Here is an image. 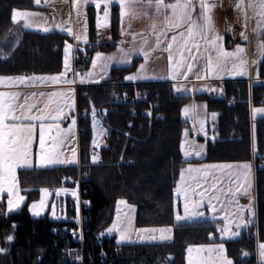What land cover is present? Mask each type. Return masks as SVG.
<instances>
[{
  "label": "trees",
  "instance_id": "1",
  "mask_svg": "<svg viewBox=\"0 0 264 264\" xmlns=\"http://www.w3.org/2000/svg\"><path fill=\"white\" fill-rule=\"evenodd\" d=\"M13 9L39 8L34 0H0V47L11 34ZM97 10L91 6L86 8L91 39L96 30ZM118 13V6L109 7L108 28L112 43L91 45L86 50L89 58L96 51L116 47L115 40L120 32ZM260 40L264 42V35H260ZM69 41L66 35L57 32H24L17 50L0 58V76L58 73ZM88 66L87 62L85 68ZM256 70L259 81H224L221 97L212 93L195 95L197 100L204 101L208 112L217 114L216 137L206 141V156L195 162H253L256 236L257 242L264 244V117L253 119L251 116L253 108L264 105V57L257 62ZM133 71V65L112 68L101 85L77 90L76 110L81 116L78 165L17 171L24 200L18 211L8 213L4 198L0 199V250H3L0 251V264H66L59 248L54 246L48 218L50 198L47 212L40 217L30 214L29 206L40 199L41 190L59 185L64 179H75L78 173L86 188L83 223L89 230L87 236L92 239L99 230L109 228L119 200L134 206L135 226L172 228L171 240L166 243L116 245L127 250L120 254L121 264L140 262L141 259L134 263L130 259L134 254L132 248L147 249L151 255L159 254L168 258L169 264H185L188 246L218 242L224 243L226 255L233 264H256L255 241L249 228L235 238L223 240L219 237L217 222H175L173 202L177 178L184 166L192 162L182 157L179 143L183 130L189 127L181 116L182 106L189 101V96H178L172 85L159 83L145 87L142 101H129L127 97L132 89L125 78ZM149 104L154 106L151 111ZM93 110L108 132V144L99 148L93 147ZM93 148L96 153H92ZM94 155L97 157L95 163ZM8 236L13 237L12 241L7 240ZM99 250L95 247L97 260ZM109 262L108 258L105 264Z\"/></svg>",
  "mask_w": 264,
  "mask_h": 264
},
{
  "label": "crops",
  "instance_id": "2",
  "mask_svg": "<svg viewBox=\"0 0 264 264\" xmlns=\"http://www.w3.org/2000/svg\"><path fill=\"white\" fill-rule=\"evenodd\" d=\"M35 5L39 9L34 10H22V12H30V13H38V15L32 17V26L29 28L24 27V19L18 18L17 23L13 24L11 34L9 38L3 43V45L0 47V58L5 56L8 57L14 53V51L17 49L21 42V38L24 32H36L40 34H48L52 32H57L66 35L70 41L68 42V45H71L70 55L71 59L73 60V56L75 54L83 53L85 52L86 48L91 44V35L87 32V36L85 35V30L83 28V15L84 10L87 7H96V4L93 2V0H88L87 4L83 3V0H80L78 5L79 15H77V7L73 6V0H39V3H36ZM96 2L100 3V6L103 8V0H96ZM176 0H164L165 4L169 3H175ZM143 3L146 4L147 0H143ZM195 3V11L193 12V20H197V15L200 12L199 4L197 0H194ZM207 3L210 5H214L211 10V18H212V24L214 27V31L209 33L208 39L211 40L216 36L222 37V26L225 23L229 24H241L242 32L245 33L247 39H240V41L233 47L225 46L223 37L222 40H218L217 43L220 44L225 51L227 52H235L236 47L239 45L240 47H243L242 45H245L247 48L246 54L250 56L248 59V66L244 67V70H232L228 69L229 64L231 63V66H233L234 63H236V60L229 59L225 61L222 68L216 72H206L205 69L207 67V60L208 57L211 56L213 61L215 62L217 52L215 49L211 48L210 46L205 44L204 39H202L199 35L194 36L193 41L189 42L188 48L191 49V54L188 50L183 48L184 39L180 38L177 40L176 44L173 45L172 49V55H173V66L172 68L169 67V60H168V51L165 49L167 48V44L171 42L172 35H178L180 32H184L185 38L187 37V25L180 29H173L171 31H168L166 36H161L160 40L161 43L159 47H156V40L157 35L153 33L152 31V24H156V32L158 33L163 27H164V17L163 15L157 17L155 15V8H143L142 6H137L139 11H146L148 15H138L136 17L132 16H126L123 21L121 20L120 16V5L117 2V0H112L110 6H118L119 7V16H120V32L119 36L117 37V40L121 43V46L114 47L115 50L111 51H96L90 56V61L88 68L86 69V73L91 72L93 75L92 77H88L85 74L82 77H74L73 74V62L69 64V70L65 72V66L61 68V70L58 73L54 74H45V75H22V76H0L3 78L7 77H24L25 82L22 84L18 80H12L9 81L5 79L3 83H0V93H18L20 94L18 97V100L16 101L17 104H25L27 103H36L37 108L33 109L32 114L33 115H39V111L37 109L43 108L44 104L49 103V97L48 94L52 92H58V93H64V96H57L52 97L53 101L59 102L60 106L63 108L64 116L59 121H51L46 120L44 121L45 124V148L51 149L54 144V137L57 136V129L52 128L51 131L48 130V125L58 123L60 129L67 131L70 126L71 130L67 131V136L64 139V142L57 147V151L62 154V157L71 159L73 155V150L75 151V157H76V163L75 164H62V165H51L44 168H51V167H58V166H72V165H78L79 164V147H78V120H77V110H76V97H77V90L81 87H88V86H97L101 85L103 80L107 77V73L110 72L112 68H121V67H129L131 65L134 66V71L131 72V74H128L126 77H135L134 79H126V84H170L173 87L174 94L178 96H189L188 103L190 104V107L196 106V111L192 112L193 117H204L207 118L206 120V133L208 134L207 137H204V132L201 131L200 123H197V120H192L193 123V129L195 130L194 136L191 138V146L194 144V141H198L200 143H206V141H213L214 138L211 137V126H215L216 120H211L209 118V113L206 106L201 104L199 105L198 100L195 98L196 94H209L213 92H208V90L212 87H215L218 91L219 89L222 90V83L225 82H233V81H259L257 78V70L251 67V64L249 61L251 60V54H252V47L254 46V40H252V36L254 34H257L254 29H256L251 21V10H248L247 15L250 18L247 22V28L244 27V16L243 14L238 11L235 8V5L237 3V0H207ZM245 4H247V1L245 0ZM21 11V10H18ZM170 14V13H169ZM77 17V21H76ZM12 20V19H11ZM198 23H202V21H197ZM13 23V22H12ZM44 27H48L49 31L45 32L43 31ZM61 28L66 29L65 31H60ZM67 29H71L72 35L68 34ZM98 31L102 33L104 36L103 39L105 40L103 46H107L108 44L112 43V39L109 34V29H106V31H101L98 28H96ZM264 30V28L261 29V31ZM96 31V30H95ZM122 31L125 33L122 35ZM79 36L80 40L78 41L76 37ZM133 37H135V42L133 40ZM147 41V44H144V41ZM193 43H197L200 45L199 51H197L196 48L192 47ZM260 44V43H259ZM258 44V45H259ZM143 45L144 49L149 52L148 59L145 60V57L139 53V49ZM135 47L137 51L135 53H132L129 56L128 63H120V53L118 52V49H123L125 52H129L130 49ZM155 48V51H152V49ZM258 52V61L261 58L259 50ZM100 53L102 57H110L115 56L116 59L113 61H109L107 63L103 61H98L97 66L93 68L92 61L96 57V54ZM192 56H195L196 59L193 60ZM176 61H182V66L177 70L175 67ZM257 61V62H258ZM192 64L193 70L192 72L187 71V65ZM143 66V68H142ZM139 68L141 70H139ZM240 71H243V75L238 74ZM143 73L142 76H139L138 73ZM64 74L61 77V74ZM184 73H187V78H185ZM175 78H171V77ZM203 77L201 79H198L197 77ZM30 77H61L60 81L57 83H52L50 81H36L34 84L32 81H29L27 78ZM81 78L85 79V83H81ZM95 80L96 82H92V80ZM74 81L73 83H64L63 81ZM27 85V86H26ZM179 87L182 90L177 92L176 88ZM207 91V92H206ZM33 93H36V96H32ZM39 93H45L44 96H40ZM27 98V99H26ZM71 105V108L68 107V105ZM263 106V105H262ZM255 108L251 110V116L253 119L255 118H262L264 117V114L261 112L255 114ZM262 111V108H261ZM191 113V112H190ZM17 115H20V110L17 109L16 112ZM200 115V116H199ZM75 120V125H72V121ZM185 120V119H184ZM187 121V120H186ZM201 122V119H199ZM25 123H32L34 125L33 129V136H32V142L30 144V154L33 160V166L30 168H18L16 170V173L18 170L23 169H32V168H40L35 166V160L37 157V154L41 152L40 148V121H26ZM199 127V128H198ZM211 130V131H210ZM192 151V149H191ZM204 158V157H203ZM203 158L198 159H191L188 161H192L186 164L184 168L181 170L185 171V177L190 176L187 173V169L189 167H192L194 169H204L205 166L208 165H233L231 169H218V168H209L207 169V172L209 175L207 177L203 176V172L197 174L192 173L191 176L196 175L198 178H201V183L203 186H205V189H207L206 195L203 198L201 202V198H199V195H196L193 193V191L190 192V199L189 206H191L193 203L201 202L200 206L195 209V211L203 212L204 216L202 217H195L192 219H181L177 221L176 216L179 215L181 217L185 216V210H184V203L181 201V198L178 197L176 194L177 184H179V179L177 181L175 190H174V220L176 223H186L189 222L187 220H191L190 222L195 221H211V222H217L219 224L218 229H223L225 224L227 223L229 225V231L230 232H241L242 230L254 225L256 223V212H255V200H254V176H253V170H254V164L253 162L247 163L250 166V171L248 169H242L239 168L240 165L237 163L239 162H226V163H219V162H195L199 161ZM240 162L239 164H241ZM228 170L231 172V174L228 176L229 179H236V174L233 175V173L237 171H243L248 172V180L244 182L236 181L237 183H251V188L249 189V195H243L239 194V200L233 202L232 201V195L230 193V189H223L224 186L222 182L224 179H226L225 171ZM181 175V173H180ZM190 176V177H191ZM212 185H215V189L212 188ZM240 185V184H239ZM238 185V186H239ZM19 187V185H18ZM183 188H186V184L182 186ZM211 187V189H210ZM204 189V190H205ZM211 191H210V190ZM235 189H238L235 188ZM222 190V191H221ZM216 191H221L220 195L218 196V199L213 198L211 200L212 205L215 206V211L209 210V197L215 195ZM19 195L22 196V193L19 188ZM217 197V195H215ZM250 198V203L244 199ZM4 198L6 203V212H8V195L7 192L0 193V199ZM230 198V199H229ZM237 199V198H236ZM23 203V201H22ZM22 203L20 204L19 208L15 209L13 212H16L20 209ZM249 208L251 209V212H249ZM239 209V211H238ZM9 213V212H8ZM215 216L216 219L213 220L212 217ZM243 217L244 220L247 222L246 226H243L239 229L236 228V224L240 222V217ZM219 237L223 240L232 239V237H223L222 238V232L219 235ZM223 244V242L218 243H210V244H194L190 245L185 249V255H184V262L185 264H188L189 260V253L188 248L192 247L193 249L197 248H215L217 245ZM258 243L256 241L255 248H256V254L257 258L259 259V262H262V259L259 255L258 250ZM224 254L227 257V259L231 260L226 255V249L224 245ZM216 252L208 253V252H201L197 254L196 252L192 253L193 259H203L205 261L215 260L217 257ZM232 261V260H231Z\"/></svg>",
  "mask_w": 264,
  "mask_h": 264
},
{
  "label": "snow or ice",
  "instance_id": "3",
  "mask_svg": "<svg viewBox=\"0 0 264 264\" xmlns=\"http://www.w3.org/2000/svg\"><path fill=\"white\" fill-rule=\"evenodd\" d=\"M80 0H73V6L77 7V15H79L78 5ZM93 2L96 4L97 9L100 8V3L96 2V0H93ZM112 0H103L104 8H103V17L104 20L107 21L109 17V5L111 4ZM117 2L120 5V16L121 20L126 16H132L136 17L138 15H148L146 11H139L137 6H142L143 8H155V15L157 17L163 15L164 17V27L157 33L156 32V24H152V31L157 35L156 40V47H159L161 40V36H166L168 31H171L173 29H180L187 25V37L185 38L184 32H180L178 35H172L171 42L167 44V48L165 49L168 51V60H169V67L172 68L173 66V55H172V49L173 45L176 44L177 40L180 38L184 39L183 48L189 51L191 54V49L188 48L189 42L193 41L194 36L199 35L202 39H204L205 44L210 46L211 48L215 49L217 52V56L215 59V62L213 61L212 57L209 56L207 60V67L205 69L206 72H216L220 70L225 63V61L232 59V60H238L239 64H233V68H239L242 69L246 61L242 60L240 58V54L244 52V49L240 47L239 45L236 47L235 52H227L224 50V48L217 43L218 40H222V37L216 36L213 39L209 40L208 35L209 33L214 31V27L212 24V18H211V10L214 5H210L207 3V0H197L200 8V12L197 15V20H193V12L195 11V3L194 0H176L175 3H169L165 4L164 0H147V3L144 4L143 0H117ZM36 3H39V0H36ZM84 4L88 3V0H83ZM235 8L240 11L244 16V27L247 28V22L250 19L247 15L248 10L252 11V19L256 20V31L257 35H264V31H261L262 28H264V0H247V4H245V0H237V3L235 5ZM170 13V14H169ZM38 15V13H30V12H22L18 11L16 9H13L11 19L13 24L17 23L18 18L24 19V27L29 28L32 26V17ZM197 21H202V23H198ZM97 26L100 27V17H97ZM66 29L61 28L60 31H65ZM43 31L47 32L49 31L48 27H44ZM68 34L72 35L71 29H67ZM124 35L125 33L122 31L121 33ZM241 39H247L244 32L240 33ZM76 39L79 41L80 37L77 36ZM133 40L135 42V37H133ZM144 44H147V41H144ZM192 47L196 48L197 51H199L200 45L197 43H193ZM71 50V45L66 44L64 52V66H65V72L69 70V52ZM156 49L153 48L152 51H155ZM137 49L133 47L129 50V52H125L123 49H118V52L120 53V63H128L129 56L132 53H135ZM139 53L145 57V60L148 59L149 52L146 51L141 45L139 49ZM259 53L261 57H264V42H261L259 44ZM115 56L110 57H102L100 53L96 54V57L93 59L92 64L93 68L97 66L98 61H103L105 63L109 61L115 60ZM192 59L195 60L196 57L192 56ZM255 63V61H254ZM182 66V61H176L175 67L178 70ZM143 68V66H142ZM193 65L188 64L187 65V71L192 72ZM238 74L243 75V71H240ZM64 74H61V77ZM88 77H92V73H86L85 74ZM185 78H187V73H184ZM61 77H30L27 78L29 81H32L33 84L36 81H50L52 83H57L60 81ZM135 77H126V79H134ZM171 78H175L174 76ZM198 79H201L203 77H197ZM7 79L9 81L12 80H18L20 83H24L25 79L24 77H7L3 78L0 77V83H3V81ZM64 83H73L74 81H67L64 80ZM81 83H85V79L81 78ZM92 82H96L94 79ZM27 86V85H26ZM182 89L177 87L176 91L179 92ZM20 94L18 93H0V193L7 192L8 195V212L11 213L15 209L19 208L20 204L24 200L23 196L19 195V187H18V180L16 176V170L18 168H30L33 166V160L30 154V144L32 142V136H33V129L34 125L32 123H25L26 121H40V148L41 152L37 154L36 160H35V166L44 168L51 165H62V164H75L76 163V157H75V151L73 150V155L71 159H67L62 157V154L57 151V147L61 145L64 142V139L67 136V131L71 130L70 128L65 131L60 129L58 123L50 124L48 125V130L51 131L52 128H56L57 136L54 137V144L51 149L45 148V124L44 121L51 120V121H59L64 116L63 108L60 106L59 102L53 101L52 97L57 96H64V93H58V92H52L48 94L49 97V103L44 104L43 108L37 109L39 111V115H33L32 111L33 109L37 108L36 103H25V104H17L16 101L18 100ZM36 93H33L32 96H36ZM40 96H44L45 93H39ZM27 99V98H26ZM69 108H71V105H68ZM17 109L20 110V115H17ZM184 114L187 116L190 111L195 112L196 106H192L190 108H185ZM259 111V110H257ZM93 117L95 120V110H93ZM76 121H72V125H75ZM197 123H200L201 131H203V123L197 120ZM95 128V123H94ZM185 135H188L186 132ZM95 144V140L93 141ZM182 150H184L183 144L181 145ZM199 155V153H196ZM189 153L185 151V156H188ZM97 161V157L93 156V163ZM233 165H208L205 166L204 169H194L192 167H189L186 171L191 176L192 173H201L203 172V176L207 177L209 173L207 172V169L209 168H218V169H231ZM239 168L242 169H248L250 171V166L247 164L240 165ZM245 176V180H248V172H245L243 174ZM192 180L195 181L196 188H201L203 185L201 183V178H198L197 176H191ZM185 179V171L181 172V181L183 182ZM212 188L215 189V185H212ZM251 188V183L247 182L246 184H240L238 186V189L236 192H232V190H229L231 195L233 196V199L235 196L239 194L243 195H249V189ZM240 189H243L242 192H240ZM43 195L47 194L46 190H41ZM60 191H67L66 189H61L57 191V195L60 194ZM194 193L196 195H199L201 197V202L203 198L206 195L207 189L204 191L196 192L195 189H193ZM177 195H183L185 199L184 204V210H185V216L181 217L179 215L176 216L177 221L181 219H192L195 217H202L204 216L203 212L195 211L196 208L200 206L201 202L193 203L192 209L190 211L189 209V195L187 189L183 188L182 185L178 184L176 189ZM43 195L42 200L39 205V207H43ZM73 198L77 197V194L75 191L72 192ZM215 198L218 199L215 195L210 196L209 199V210L215 211V206L212 205L211 200ZM126 204L125 201L120 200L117 202V221L113 223L112 227L107 229L108 233H112L113 231H116L119 233L120 239L117 241V243H120V241L124 240L126 238V229L121 227L120 225V205ZM37 205H32V209L37 208ZM30 209V211L32 210ZM131 211V209H130ZM239 211V209H238ZM249 212H251V209L249 208ZM77 213H79V207H77ZM34 215H39V212H33ZM213 220L216 219L215 216L212 217ZM247 222L244 220V218L240 217V222L236 224V228L239 229L243 226H246ZM15 227V226H14ZM222 232V238L223 237H232L239 235V232H230L229 231V225L226 223L223 229H218ZM140 232H146V233H152L151 236L152 240L157 239L155 233H159V239L161 241L169 240L171 239V236L168 235V233L171 232V229H140ZM13 237L8 236L7 240L12 241ZM259 255L262 259V264H264V244L258 245ZM3 251V250H0ZM189 253V260L188 264H233V262L224 254V245L221 243L220 245H217L215 248H197L193 249L192 247L188 248ZM196 252L197 254L201 252H216L218 255L215 260L205 261L203 259H193L192 253ZM244 255H248V253H244Z\"/></svg>",
  "mask_w": 264,
  "mask_h": 264
},
{
  "label": "built area",
  "instance_id": "4",
  "mask_svg": "<svg viewBox=\"0 0 264 264\" xmlns=\"http://www.w3.org/2000/svg\"><path fill=\"white\" fill-rule=\"evenodd\" d=\"M240 33V25L224 24L221 33L224 45H235L241 37ZM92 39L91 45L104 43L103 36L99 31L94 32V38ZM116 45L120 46V43L116 42ZM88 59L86 54L73 57L74 77L83 76ZM146 86L147 84H130L132 92L127 99L134 103L142 101L146 93ZM153 107V105L149 104L150 111ZM78 120H80V117H78ZM214 129L215 127L211 129L212 136L216 135V130ZM102 144H108V137L103 138ZM92 151L95 152L94 149ZM82 180L78 173L75 179H64L59 185L47 189L50 196L49 221L51 223V233L55 238L54 246L59 248L62 254V261L66 264H105L108 258L110 262L107 264H121L122 257H120V254L127 250L118 248L112 242L114 238L113 232L108 233L107 229H102L99 230L93 239L87 236L89 230L83 223L82 212L86 188ZM61 189H66L67 191H60V194L57 195V191ZM73 191L77 194L76 198L72 196ZM77 207H79V213H77ZM251 233L254 236L256 235V226ZM95 247L100 249L99 255H97L98 260L95 255ZM131 250L134 251L133 256L130 257L132 262L141 259L137 264H169L168 258L156 253L151 255L147 249L132 248Z\"/></svg>",
  "mask_w": 264,
  "mask_h": 264
},
{
  "label": "rangeland",
  "instance_id": "5",
  "mask_svg": "<svg viewBox=\"0 0 264 264\" xmlns=\"http://www.w3.org/2000/svg\"><path fill=\"white\" fill-rule=\"evenodd\" d=\"M95 8H97V7H95ZM103 8L100 6L99 9H101V11L98 9L97 10V14H95L96 15V18H95L96 26L95 27L98 28L101 31H106V29H109L108 27H109V23H110V18L108 17L107 21L104 20V17H103ZM252 15L253 14L251 13V17H252ZM98 16L100 17V24H101L100 27L97 26V17ZM83 17H84V19H83V28L85 30V35L87 36V32L89 33V30H88L89 21H88V15H87L86 9L84 10ZM76 21H77V17H76ZM251 21H252L253 26L256 28V20L251 18ZM252 40H254V46L252 47V54H251L252 57H251V60L249 61V63L251 64V67L255 71L256 65H257V61H258V56H257L258 55V52L257 51L259 50V45L258 44L261 43L260 35L254 34L252 36ZM242 46H243L242 48L244 49V52L240 54V58L242 60L246 61V63H248V59L250 58V56H248L246 54L247 48L245 47V45H242ZM113 50H115V49H112L111 51H113ZM64 57H65V52L63 51L62 67L64 66ZM254 61H255V63H254ZM72 62H73V60L71 59V55H70V52H69V64L72 63ZM246 63L244 64V66H243L242 69L233 68V66H231V63H230L228 65L229 66L228 69H232V70H235V71H237V70H244L245 69L244 67L248 66V64H246ZM235 64H239V61L236 60V63ZM139 70H141V69L139 68ZM142 74H143L142 72L141 73H138L139 76H142ZM263 84H264V82H263ZM208 92H213V94L216 97H221L222 94H223L221 89H219L217 91L215 87L210 88L208 90ZM198 103H199V105L201 104V106L205 104L204 101H202V100H200V101L198 100ZM185 108H190L191 109L190 104L188 102L184 106H182V110H181L182 119L187 120V122L189 123V127L185 128L183 130V133H182V136H181V141L179 142L180 143L181 155H182V157L185 160L203 158V157L206 156V154H205L206 153V148H207L206 147V145H207L206 143H200L198 141H194L195 143L192 144V147L190 148V146H191V143L190 142L192 141L191 138L195 134V130H192L193 129L192 120L195 121V119L196 120L198 119V121H199V119H201V122L203 123V132H204L203 136L204 137H207V135H208L206 133V129H207L206 120H207V118L198 117L197 116V118L194 119V118H192L193 117L192 111H190L191 113L189 112V114L186 116L184 114V111H183ZM261 108H262V111H261ZM257 110H259V112ZM254 112H255V114H257V112L258 113L261 112V114L262 113L264 114V105L263 106L261 105V107H255V111ZM216 116H217V114L214 113V112H210L209 113V118L211 120H216V118H215ZM91 123H92V132H93V134H92L93 135V141L95 140V144L93 143V145H94L93 147L99 148L100 145H101V141H102L103 137H105V135H106V130H105L103 124H102V121H101V118H100L99 115L98 116L95 115V120H94V117H92V122ZM94 123H95V128L93 126ZM212 128L213 127L211 126L210 129H212ZM186 132L188 133V135H185ZM182 144L184 146V150H182V148H181V145ZM191 149H192V151H191ZM185 151H187L189 153L188 156H185ZM196 153H199V155H197ZM219 163H221V162H219ZM237 164L238 165H243V164H247V163L246 162H242L241 164H239V163H237ZM244 173H245V170H243V171H240L239 170V171L233 173V175H235V174L237 175L236 176V179L234 180V179H229L228 176L231 174V172L228 171V170H226L225 171V174H226L225 177H226V179H224V181L222 182V184L224 186V188H222V190L223 189H230V190H232V192H236L237 189H235V188H237L239 184H246V183H237L236 182L238 180H239V182L246 181L245 180V176L243 175ZM193 176H196V175H193ZM177 179H179V184L180 185L183 186L184 184H186V188L185 189H187V191H188L189 199L191 198L190 197V192L193 191V189H195L196 192L204 191V189H205V186H202L201 188H196L195 181H193L190 176L185 177L184 181L182 182L181 181V175L179 174V177ZM210 189H211V187H210ZM242 191H243V189H240V192H242ZM220 192L219 191H216L215 195H217V197H218L221 194ZM193 193H194V191H193ZM42 195L43 194H42V191H41L40 199L38 201H36V202H33L29 206V212H30V214H32L35 217H40V216L44 215L45 212H47V206H48V202H49V194L47 192L46 195H43V207L41 208V207H39V205H40L41 200H42ZM239 196H241V195H239V193H238L235 196V198L232 199V201L235 202V201L239 200L238 199ZM178 197H180L181 198V201L183 200L182 202L184 203V201H185L184 196L181 194V195H178ZM199 198H201V197L199 196ZM244 199L248 200L247 203L248 202L250 203V201H251L250 198H249V196H248V198H245L244 197ZM190 201L191 200H189V202ZM34 204L37 205L38 207L35 208V209H32V205H34ZM115 206H116V208H115L114 216H112L113 219H112V222H111L109 228L112 227L113 223L117 221V216H118V213H117V204ZM119 208H120V212H119L120 225H121V227H123V228L126 229V238L124 240L120 241V243H117V241L120 239V236H119V233L118 232L113 231V234L115 235V239L113 241H114L115 244H117V245H147V244L166 243V242H168V241L171 240V239H169V240L161 241L159 239V233L158 232L155 233L157 239L152 240L151 239V236L153 235L152 233H146V232H140L139 231L140 229H153V228L160 229V228H165V229H171V232L168 233V235L172 236V228L170 226H161L159 228L158 227H147V228L146 227H137L134 224V219H135L133 217L135 215V208H134V206L133 205H130V204H128L126 202V204L120 205ZM30 209H32V210L30 211ZM130 209H131V211H130ZM189 209L191 211V206H189ZM33 212H39V215H34ZM48 218H49V215H48ZM187 221L190 222L191 220H187ZM235 237H237V236H232V238H235Z\"/></svg>",
  "mask_w": 264,
  "mask_h": 264
}]
</instances>
